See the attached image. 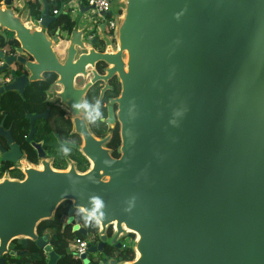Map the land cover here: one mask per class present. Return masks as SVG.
Masks as SVG:
<instances>
[{
  "label": "water",
  "instance_id": "water-1",
  "mask_svg": "<svg viewBox=\"0 0 264 264\" xmlns=\"http://www.w3.org/2000/svg\"><path fill=\"white\" fill-rule=\"evenodd\" d=\"M65 7L52 16L44 1L36 29L16 13L15 0L3 1L0 36L12 35L19 49L0 50V75L17 63L26 74L10 71L0 98L23 96L44 74L55 75L60 91L50 99L74 117L92 167L80 173L74 165L57 171L46 161L42 170L21 162L24 179L0 182V264L23 255L10 250L22 239L36 242L46 264H58L49 235L37 231L64 203L71 207L63 229L86 236L78 212L102 217L101 241L81 264L103 263L110 227L114 243L135 236L136 258L106 257L108 264H264V0H124L117 51L106 53L84 43L93 7L79 6L83 19L73 20L71 33L49 34ZM97 64L111 67L107 78L97 76ZM89 73L94 78L75 87V78ZM114 75L121 93L108 122L116 116L120 124L119 159L73 108ZM28 118L31 143L39 116ZM4 153L10 164L21 158L12 139ZM93 198L103 204L98 211Z\"/></svg>",
  "mask_w": 264,
  "mask_h": 264
},
{
  "label": "flooded vegetation",
  "instance_id": "flooded-vegetation-1",
  "mask_svg": "<svg viewBox=\"0 0 264 264\" xmlns=\"http://www.w3.org/2000/svg\"><path fill=\"white\" fill-rule=\"evenodd\" d=\"M93 27L90 35L92 36L91 40L88 41L86 38L84 39L85 46L88 50L95 49L97 52L106 53L107 51L115 52L117 51V42L111 37V34L107 30L105 24L100 26L91 25ZM49 34L53 32V28L49 29ZM1 35V34H0ZM2 42V48L0 50L4 51V53L15 54V51L19 49V45L13 40V37L9 36L8 40L2 37L0 41ZM93 42H96L93 45ZM65 44V43H63ZM65 46V45H63ZM57 50H59L57 48ZM61 55V54H59ZM29 61H32L27 57ZM63 61V60H62ZM3 63H0V66ZM111 67L106 66L104 64L96 65V73L99 78H107L109 76V69ZM17 71V77H21L26 73L21 68V66L17 63L14 68H10L7 72L0 75V78L5 82L9 80L10 83L11 77L10 71ZM91 71V70H89ZM51 77H55L54 82L51 83L49 90L46 93L45 98V108L40 113L34 114H25L26 120L29 122V132L25 138V144L21 143L20 133L17 129V134L14 131V124L10 123L7 117L5 116L2 122H4V131L3 135L0 136V171L9 166L5 173H12L17 171V174H22L23 170L20 166L21 162H26L31 167L42 170V162L46 161L50 164L51 168L57 171H68L72 165L75 166V169L80 172L81 169H86L89 171L92 167V164L88 158H86L82 149L85 147L84 137L80 134H77L74 131L73 120L74 117L69 113V111L63 109L58 106L54 100L50 99V95L54 92L60 91V89L56 86L57 77L53 74H44L42 76V81H38L34 84L38 83H48ZM94 76L89 73L87 79L82 76H77L75 78V87L83 88L87 85ZM3 81V82H4ZM2 82V83H3ZM0 84V88L5 87V84ZM34 84L29 85L32 86ZM27 87L24 91L23 96L17 92L14 95L17 97V116H20V103L19 99H26V91L29 88ZM121 93V84L116 75L110 77L107 81L98 82L94 85L93 88L90 89L84 101H87L89 104H95L97 101L100 103V113L101 117L95 123H91L87 120L85 116L83 118V124L86 125L90 134L97 141H104L109 139L104 145L103 148L110 152V156L115 159L120 158V148H121V138H120V124L118 123L116 116L113 124L109 123V109L113 108L114 114L117 113L118 106L113 104V102L119 98ZM11 93H5L0 98V115H3L2 108H5V105L10 102ZM28 116H39V119L35 121L34 128L35 132L33 135V139L31 143H28V137L31 134V121ZM20 118L17 119V127L20 122ZM1 122V123H2ZM1 125V124H0ZM118 132L120 139V146L117 149V153L119 157H115V151L111 147V143L114 140L115 134ZM12 139L13 143L17 144V156L21 158L18 160L17 164H10L3 161V157L5 155L4 151L8 150V140ZM34 144V147L32 146ZM68 149V155L65 156L63 153V149ZM59 168H64L63 170H59ZM86 171V172H87ZM82 173V172H80ZM23 175V174H22ZM113 231V228L110 227L107 230V247L105 249L106 255L101 256L103 258L109 257L107 255V251H120L117 249V245L121 244L123 250V245L126 243L128 239H130L131 235L126 234L121 236L116 243H114V231L112 235L109 234V231ZM101 239L98 241L99 244ZM100 257V258H101ZM104 264V263H102Z\"/></svg>",
  "mask_w": 264,
  "mask_h": 264
},
{
  "label": "trees",
  "instance_id": "trees-1",
  "mask_svg": "<svg viewBox=\"0 0 264 264\" xmlns=\"http://www.w3.org/2000/svg\"><path fill=\"white\" fill-rule=\"evenodd\" d=\"M2 0H0L1 3ZM44 1L47 2L50 8L51 15L54 16L55 11H60L61 7L65 5V11L67 15H62L59 20L52 26L53 32L50 33L51 36L55 35L58 29H61L63 33H71L75 27V22L72 19L70 10L68 9V3L70 0H35L30 1L27 4L28 16L32 24L37 25L38 21L41 19V15L44 8ZM11 37V36H10ZM2 39V36H0ZM2 40L0 41V48H2ZM55 77H51L50 81L46 84L38 83L30 86L26 91V99H19L20 103V116H17V97L14 93H11L10 102L5 105V108H2L3 115H0V124L4 117L6 116L9 122L14 124V131L17 134L20 133L21 143L25 144V138L29 132V122L25 118V114H34L40 113L45 108V98L46 93L49 90V87L52 82H54ZM20 118V122L17 127V119ZM26 146V144H25ZM120 146V139L118 132L114 136V140L111 143L112 149L115 151V157H119L117 149ZM27 147V146H26ZM9 168L7 166L0 171V177L6 172ZM63 170L64 168H59ZM86 169H81L80 172H86ZM11 174L13 179H24L22 174H17V171H14ZM71 207V203H64L61 205L56 212L54 218L49 221L41 223L38 227V235L40 238L45 235H49L48 243L53 247L56 253L60 256L58 264H81L80 261H76L71 253L69 252V247L72 241L75 239H84L85 236L72 231L71 227L63 229V226L68 217V211ZM78 222L79 224L87 231L89 234H97L99 231V226H95V220L86 217L83 213L78 212ZM89 225L88 228L84 227V224ZM113 231H109V234L112 235ZM131 240L135 239L134 235H131ZM11 251L17 253H22L23 255L17 259H11L7 257V264H46L47 259L44 252L39 249L36 245V242L22 239L17 240L10 246ZM109 259H115L118 263H128L135 260V252L132 247L128 246L127 248L121 251H107ZM100 260L104 264H108L106 258L101 257Z\"/></svg>",
  "mask_w": 264,
  "mask_h": 264
},
{
  "label": "built area",
  "instance_id": "built-area-1",
  "mask_svg": "<svg viewBox=\"0 0 264 264\" xmlns=\"http://www.w3.org/2000/svg\"><path fill=\"white\" fill-rule=\"evenodd\" d=\"M3 1L4 0L1 1L0 6H3ZM123 1L124 0H70L68 3V9L70 10V13L72 16L75 14L76 11H79L80 5H83L84 8L93 7L94 8L93 11L101 15L102 19H98L94 21L92 24L97 25V26L105 24L107 27V30L111 34V37L116 41L119 21L123 14V8H122ZM17 6L18 5L15 4V8ZM57 14H58V11H55L54 15H57ZM86 18L91 20V18H89L88 16ZM30 23L31 25L29 24L28 25L29 27L39 29L41 25V19L38 21L37 25L32 24V22ZM83 27H86V25ZM92 29L93 27L90 26V33L92 32ZM90 33L86 35L85 37L88 41H90L92 38ZM3 81L4 80L0 78V84ZM7 82H9V80H7L6 82L4 81L2 84H5ZM5 177H9L10 179H13L11 177V174L7 172V173H4L3 176L0 177V182L3 181ZM17 180H22V179H17ZM99 240H100V229L97 234L88 233L84 239H75L74 247L71 248V244H70L69 252L71 253V255L76 261L82 262V257L87 254L90 246L97 245ZM132 241L133 243H135L136 238ZM127 247L128 245L126 244L123 245V249ZM135 258H136V255H135Z\"/></svg>",
  "mask_w": 264,
  "mask_h": 264
},
{
  "label": "clouds",
  "instance_id": "clouds-1",
  "mask_svg": "<svg viewBox=\"0 0 264 264\" xmlns=\"http://www.w3.org/2000/svg\"><path fill=\"white\" fill-rule=\"evenodd\" d=\"M73 108L82 110L86 114L87 120L91 123H95L101 117L99 101H97L95 104H89L87 101L82 100L81 103L73 104ZM63 153L65 156H67L68 149H63ZM92 203L95 205V209L97 211L103 207V204L99 198H93ZM89 218L95 220V226H99L101 224L102 217H96L95 212L91 213ZM84 227L88 228L89 225L85 223Z\"/></svg>",
  "mask_w": 264,
  "mask_h": 264
},
{
  "label": "rangeland",
  "instance_id": "rangeland-1",
  "mask_svg": "<svg viewBox=\"0 0 264 264\" xmlns=\"http://www.w3.org/2000/svg\"><path fill=\"white\" fill-rule=\"evenodd\" d=\"M30 1H34V0H15V2H16L15 4L18 5V6L15 8L16 13H18V14H19V13L22 14L24 20H28V12H29V11H28V9H27V4H28ZM18 3H19V4H18ZM87 16H88L89 18H91V22H90V24L87 25V27H90L94 21H96V20H98V19H102L101 15H99V14L96 13L95 11H91V10L87 13ZM79 17L81 18V20L83 19V16L79 15V11H76L75 14L72 15V18H73L74 20L78 19ZM30 25H31V23H30ZM58 49H59V50L56 49L57 52H58L59 54H61V53H60L61 48H58ZM125 244L128 245V246H130V247H132V248H133V246H134V243H133V241H132L131 239H128V240L126 241ZM73 247H74V241L71 242V248H73Z\"/></svg>",
  "mask_w": 264,
  "mask_h": 264
}]
</instances>
